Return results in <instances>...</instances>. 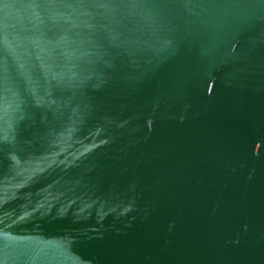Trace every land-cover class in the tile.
Returning a JSON list of instances; mask_svg holds the SVG:
<instances>
[{"label": "water", "instance_id": "obj_1", "mask_svg": "<svg viewBox=\"0 0 264 264\" xmlns=\"http://www.w3.org/2000/svg\"><path fill=\"white\" fill-rule=\"evenodd\" d=\"M0 264H264V0H0Z\"/></svg>", "mask_w": 264, "mask_h": 264}]
</instances>
